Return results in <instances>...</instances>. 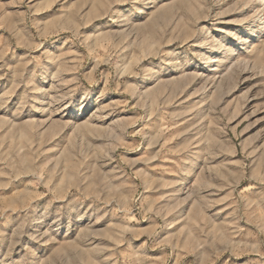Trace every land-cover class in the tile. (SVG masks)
<instances>
[{"label":"rangeland","instance_id":"1","mask_svg":"<svg viewBox=\"0 0 264 264\" xmlns=\"http://www.w3.org/2000/svg\"><path fill=\"white\" fill-rule=\"evenodd\" d=\"M0 264H264V0H0Z\"/></svg>","mask_w":264,"mask_h":264}]
</instances>
